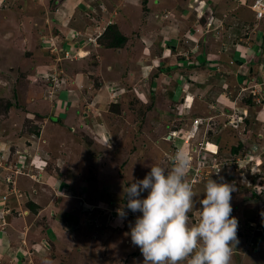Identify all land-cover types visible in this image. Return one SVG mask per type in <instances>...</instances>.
Masks as SVG:
<instances>
[{"label": "rangeland", "instance_id": "rangeland-1", "mask_svg": "<svg viewBox=\"0 0 264 264\" xmlns=\"http://www.w3.org/2000/svg\"><path fill=\"white\" fill-rule=\"evenodd\" d=\"M72 1L73 0H63L62 4L59 6L58 13L69 9L72 6ZM143 1L144 0H135V7H131V4L127 6L128 11L135 13V23L132 20L128 23L129 25L127 28L121 26L125 29V33L130 39L133 31H135V36H132L133 43H131L132 45L130 44L128 54L132 48V54L135 55L136 59H144L146 57L145 55H148L150 52L149 49H146L145 52L141 54L139 52V48L142 43L140 44V42L136 39V34L139 32L138 28H140L139 26H136V23H140L141 20L144 19V17H146L148 14V12L145 11ZM206 1L217 12L213 17L215 20L210 22V27H212L211 32L214 33L217 31L216 23L219 27H223L224 24V29L227 31L228 28L225 24L227 23V25L232 28V31H230V36H234L236 31L238 32L243 29V33L241 34V39H243L244 37H248L250 35L249 31L247 30L249 27L253 28V30L257 32L255 35H252L253 33H251V39L253 43L255 41L259 42V45L255 47L260 49L261 45H264V25L262 22L256 21L254 12L251 10L249 5L246 6L244 1ZM166 2L168 3L169 1L166 0ZM149 6H153V0H148L147 7ZM80 7L85 10L87 6L83 3L80 5ZM157 11L160 12V15L164 17V11L161 9H158ZM144 12L146 13L143 16ZM165 16L167 17L168 15ZM85 17L87 22L90 23V18L87 16ZM140 17H142L141 20H138ZM124 21L123 24H125ZM147 28V25L142 26V29H144L145 33ZM175 29L177 28L175 27ZM175 29L172 26L162 28L160 26L158 28V33L159 36H167L169 34V30L175 31ZM62 31H64V29H62ZM225 31L224 33H226ZM197 33L200 34L202 32L197 30ZM197 33H195L196 37L199 36ZM93 35L94 34L92 33V30H88V32L85 33L84 38L82 40L79 39V41L81 40L82 44L87 45L88 37ZM222 36H225V38H220L222 42H220V40L219 42H216L211 34L205 35L204 38L207 37L208 41L206 46L209 49L210 54H214L215 52L218 53L220 51V49H217V45L220 48L227 47L226 53L222 54L224 58L223 63H230V68H232L235 72L233 75L237 73L239 65L236 64L233 66L232 62L230 61L231 59H243L244 63L248 64L246 68L240 70L239 74H236L235 78H240L237 80L238 82L236 81V83L234 79V83L231 84L230 82V86L226 90L231 91L233 95L238 92L241 94L242 88L240 89V86H246L248 83L251 85L252 83V81L248 82L249 77H243V75H247L249 73L250 66L256 65L258 72L259 70L264 72V48L260 49L256 53L251 54L249 57H245V54L249 55L247 44H235L233 42L235 41L233 40L234 38H229L227 33L224 35L222 34ZM215 37H218L219 39L220 36ZM43 40L46 42V44H48V47H53V40H47L46 37L43 38ZM257 48H255V50H258ZM182 49V47L178 46L179 51H182ZM110 50L113 49H108L107 52H110ZM183 54L186 57L184 62L178 60L172 53L168 55L166 54L165 56V58L170 57L169 60L164 61L162 58H160V61H164L166 66L167 63L170 64L174 62L181 66H187L189 64L193 65V63H195V56H190L187 52H183ZM79 55L80 54H77V57H80ZM75 56L76 55H70V57H66L65 55L63 58L71 59ZM205 60H207V58H205ZM158 63L160 64V62ZM219 63L222 62L219 61ZM108 65L111 67V70L107 71L108 75L102 76L104 79L99 78L101 79L100 81L102 87L101 91H99L100 89H96V92L98 96H100L101 101L99 104H96L94 109L92 107L95 113L93 117H91L92 112L89 115L91 117L90 120L92 121L91 124L87 123L86 120L83 119V116L80 117L76 112L77 110L74 109V107L79 109V96H81L82 93L84 94V91L81 92L77 88H73L71 90H64L65 88L62 89L67 83V79L57 81V78H55L56 80L51 83V85L49 83L50 81L43 75L44 70L50 71L52 70L51 67L45 64L43 69L38 71V68L43 66L42 64H39V66H33L31 71H28V69L25 71L23 67L22 70H14L15 72L29 73L31 77L36 79V81L41 82L43 87H47L49 93L51 92L49 98L51 101L54 99V103L56 101L55 99H60L62 101L64 95L69 97L68 101L64 99L67 106H63V108L58 109L56 111L58 115H54V117L51 118H47L48 113L50 112L49 104L45 103L43 100H40V98L37 99V101H31V104L28 106V108L38 107L39 109H42V112L40 113L42 114L41 117L42 119L46 120V132L44 131L45 135L49 130L54 131V135L58 134V139L56 141H60L55 142L51 148L47 149L50 151V156L52 159L47 160V162L44 163L43 169L47 170L46 172H52V174L53 172L57 171L53 174V176H50L49 186L56 188V185H61L59 182V173L60 176L61 174L64 175L63 183L66 181L65 179L79 175L80 179L78 182L87 187L76 189H78V192L82 191L84 194L88 190L90 201L93 202L91 203L92 207L89 208V211L91 212V220L94 221L91 223V226H89L90 231H86V228H84V230H81L76 234H69L66 231V224L68 223H65V220L62 221L63 213H61L60 210L56 208L57 218L52 219V227L55 229L54 240L56 242L59 240L64 242L65 245H69L65 246L63 244L62 246L65 248H71V252L62 257L61 255H58L61 257L58 261L56 259L51 261L53 254L49 253L48 248L43 245L45 239L43 238L40 241L38 238L37 244L30 243L29 241L27 244H24L26 239L28 240L27 237L26 239L25 236L23 237L25 229L27 228L25 222L28 223V221H24L21 216L11 215L9 217V222H6V225L9 226V228L6 230V234L8 235L9 240L11 238V248L9 245L5 253V249L0 247V255L5 256V259L1 260L3 264H50L51 262V264H143L144 258L140 252V249L132 245L130 235H126V233H130L129 223L131 222L134 224L132 215L134 214L135 217H137L142 214L132 213L125 209V211L128 212L127 219L120 221L117 216V208L122 207L126 203V200L123 197V189H126L127 186H130V184L136 180L144 179L145 176L151 171L152 165H158L165 168V170H170L172 167V158L178 149H183L186 154L192 156V158H195V160L197 158L196 154L199 152L202 153L203 150L201 149L203 147H199V144L203 141H207V131L205 129L207 126H212V124H201L199 127V133L190 143L187 144L185 139H188L186 134H188V130L191 128L194 120L201 118L199 116H202L203 112L206 111V107H208L206 105L211 104L213 101V104H215L214 106L217 107L216 103L219 102L215 97L208 100V96H206L204 100L206 105L204 104L203 100H200V102L206 107L195 103L193 96L196 95L195 93L199 89L198 87L201 86L197 80L204 79L203 81L206 82L207 80H205V78H190V80L194 82L192 86L196 88L195 92L192 91L190 84L187 82H185L186 84L182 83V81L179 82V74L182 76L187 75L188 70H183L182 72L178 71L179 74L176 73L177 75L175 77L173 76L176 83L172 78L170 79L167 77V79H164L162 82L156 85L151 83V80L153 79L152 76L156 72V74L158 73L161 77L162 73L156 71L155 68H153L155 71L153 74H146L145 77H142L144 75L140 68L141 63L138 65L139 69L135 67L133 70H129L131 68L127 67L113 68L115 63L114 61L110 60L108 61ZM221 69L225 70L224 66L219 68L217 67V63H207L204 70L195 69L193 72L202 73L203 71L208 72V70H211V72L213 71L212 74H206L209 80L207 84L214 85L215 92H221L222 94H225V91L221 88L222 84L229 77V71L226 73ZM70 70L71 68L69 69L68 67L57 68L58 74L64 73L68 75ZM130 71L135 74L138 73L139 78L137 79V85L139 84L138 80L141 78L142 84L139 86L141 87V92L143 93H140V95H138L132 85L126 84V81L132 79L133 77V75L129 74ZM169 74H171V72H169ZM30 76L24 75L22 79L30 78ZM9 79L11 82H15L13 76H10ZM120 81L123 82V87L125 86V92L123 93L125 96L117 99L114 89H116L115 84L117 82V86L121 87L119 83ZM203 87L204 86L201 88ZM52 92H54L53 94L55 96H53ZM191 94L192 98L190 97ZM188 96L192 99V101L188 100ZM137 97H139V100H142V102L145 103L146 107L140 103ZM69 101L74 102L69 103ZM114 102L120 105V115H114L111 118L109 116H105L109 115V107H111L110 105ZM239 103L240 102H237L236 104L233 103L232 106L231 103L228 102L229 107L233 108L230 110V112L233 111ZM262 104L263 109L264 103ZM59 105L60 107L62 106L61 103H59ZM241 105L242 104H240V107H242ZM96 107L99 108V110H95ZM211 108L216 109L212 106ZM85 111L87 110L85 109ZM217 111L218 114L214 118L218 119L221 127L219 132L214 135L210 142L217 146V148L220 146L221 154L218 156V158L220 159V163L225 165V168L222 169L220 176H217L219 178L216 177V174L209 175L206 178L203 177L201 180H198L192 185L193 191L196 195V197L193 198V211L196 218H190L189 224H192L198 219V213L196 211L201 208L199 200L205 198L203 194L204 185L209 179H213L218 183L224 181L225 183L233 185L235 188V193H232L231 205L233 207V212L231 215L238 219L237 235L239 243L237 244L236 248L233 249L231 264H264V237L261 238L256 235L259 231L262 233V235H264V217L261 216V213L264 212V193H261L259 189L260 178L264 176V137H259V135H264V123H252V126H250L248 129V133H246L242 124L239 125L238 130L233 128L234 125H232L231 122L228 126H225L229 120L227 115L230 113H227L226 108L224 109L221 107V110L218 109ZM75 113L78 117L76 122L74 120ZM251 113L252 112H250L249 115L252 117V119H254L255 117ZM80 120L83 122L82 125L80 124L81 122H79ZM7 122H10L9 119L3 121V128L7 127ZM165 122L167 125H169V127L172 125H178L180 123L185 124L182 130L174 132L176 134L172 137L174 133H171V130L168 128V126L164 124ZM253 122H255V120H253ZM102 123L104 126H109L110 129V136L108 135L107 138L103 137V134L99 133L100 135H98L93 128V124L103 125ZM3 128L0 129V132L3 131ZM98 129L99 128H97V132ZM12 134V132L6 133L5 137L11 136ZM246 136H249L248 139L252 140V142L247 141ZM85 137L92 140L97 146L93 145V147H90L91 145H88V141L90 140L85 139ZM98 137H102V141L98 139ZM239 139H243L247 149L250 150L248 144L251 143V148L257 145L263 149H260V151L262 150L263 153L257 151L259 155L253 154L252 159L248 162L249 164L246 161H244L243 164L240 163L239 165L233 163L231 149L235 147V145H238V142L240 141ZM212 143H209V145L206 147V150L210 153H215L217 150L211 148ZM34 145H37V143ZM203 153H205V151ZM210 153L207 155L208 159L212 157V154ZM249 154L252 155V151ZM58 155L60 156V161L56 160ZM245 156V154H242L235 160L237 161L238 159L244 158ZM31 157L29 162L31 160L32 162L34 161V163L45 161L42 155L38 156L36 154V156ZM256 159L260 160L261 163H255ZM48 162L50 163L49 167L52 166V168H54L53 171L47 169ZM36 173H40L42 175L44 174V172L41 170L36 171ZM190 178L191 177H187L188 181ZM29 186L28 193L31 194L32 187L31 185ZM60 193H63V190ZM146 196L147 192L142 194V198H145ZM64 199L65 202H68L71 207H74L75 201L73 199ZM99 203H102L103 205L107 204L111 207L114 206V208L112 209L109 206L105 208H98ZM113 203L115 205H112ZM80 214L84 213H77L76 216L79 217ZM27 217L33 220V218H30V216L27 215ZM16 220H18V222L15 223L14 226L12 222H15ZM32 220L29 221V225L31 226V235L36 237L39 235L42 236L40 234V230L35 228L34 224H32ZM103 229L104 231L102 233ZM49 236L51 239L54 238L51 237V235ZM19 240H22L23 242L16 246ZM31 251H35L39 255H36V253H31ZM41 251L43 252V255ZM181 264H186V262H181Z\"/></svg>", "mask_w": 264, "mask_h": 264}, {"label": "crops", "instance_id": "crops-1", "mask_svg": "<svg viewBox=\"0 0 264 264\" xmlns=\"http://www.w3.org/2000/svg\"><path fill=\"white\" fill-rule=\"evenodd\" d=\"M168 1L169 2L167 3L166 0H153V6L147 7V16L142 20V17L138 18V20H141V22L136 23V26L140 27L138 28L139 32L136 34V39L140 42V44L142 43L139 48V52L143 54L146 49H149L151 53L149 52L148 55H145L146 57L144 59H136L135 55L132 54V48L130 53L128 54L130 44L133 43L132 36H135V31H133L131 39L129 38V43L123 49H115L116 51L113 49L110 50V52H107L108 49L104 47L102 48L99 46H94L90 43H88L87 45L81 43V40L84 38V35L88 32V30H92V33L94 34L92 37H95L100 33L103 34L107 27L111 24L117 25L122 34L127 37L128 35H126L125 29L121 26L127 28L129 25L128 23L132 20L135 23V13L128 11L127 9V6H129L130 4L131 7H135V0H73L72 6L61 13H58V11L59 6L62 4L63 0H0V99H11L14 103V111H12V114L9 118L10 122H7V127L3 128V124L0 126V129L3 128V131L0 132V247L5 249L4 252L8 249L9 245L11 248L12 243L11 238L9 240V237L6 234V230L9 228V226H1V221L2 219H5L8 223L9 217L11 215L22 217V214L17 215V212L23 213V220L28 221V223L25 222L27 230L25 229V232L23 234V237L25 236V239L26 237L28 238V240L26 239L25 241L26 244L28 243V241L30 243L37 244L38 238L40 241L43 238L46 242L52 241L54 245L49 244V246H45L48 248L49 253L53 254V256L55 255V258L51 257V261H54L55 259L58 261L59 258H61L62 256H66L71 252V248H65L62 246L63 244L65 245L64 242L59 240L58 242H56L54 240L55 229L52 227L53 221L47 231L48 234L43 235L40 228L39 230L42 236L39 235L38 237H36L31 235V226L29 225V221L32 219H29L27 215L30 216V218L36 219L37 217L31 216L32 214L30 210L26 208V203L28 202H34L35 205L40 207V215L48 216L49 214H52L53 217L55 216V218H57L56 208H58L60 212L63 213L62 221L65 220V223H68L66 224V231L69 234H76L79 231L84 230V228H86V231H90L89 226H91V223L94 221L91 220V212L89 211V208L92 207L91 203L93 202L90 201L88 190L85 195L82 191L78 192V189H76L87 187L78 182L80 179L79 175H77L76 177L72 176L68 179H65L66 181L64 183V175H61L59 177V182L61 183V185H56V188H52L49 186V179L50 176H53L54 172L52 174V172H46L47 170H44L43 168H37L33 171H28L27 169L26 174L28 173V175L16 174L14 167L15 165L13 163L17 164L20 163V161L28 163L30 157L36 156V154L38 156L42 155L43 159L46 161L51 160L52 158L50 156V151H48L47 149L51 148L53 144H55V142H60L59 140L56 141L58 139V134L54 135V131L49 130L45 135L46 120L42 119L41 117L42 114L40 113L42 112V109H39L38 107L28 108V106L31 104V101H37V99L40 98V100L48 103L50 106V112L48 113L47 118H51L54 117V115H58V113L56 112L58 109L63 108V106H67L65 100L68 101L69 97H67V95H64L62 101L60 99H55L56 101L54 103V99H52L51 101L49 98L51 92L49 93L47 87H43V84L39 81H36V79L34 77H31L29 73L15 72V69L22 70L23 67L25 71L27 69L28 71H31L33 66H39V64H42L43 66L38 68V71H40L46 64L51 67L52 70H44V74L57 75V68H71L68 75L61 73L65 76V79H67V83L63 88H65L64 90L77 88L81 92L84 91L85 93L86 91L89 95H93L91 96V102L88 101L90 97L89 95L82 93L81 96H79V109H82V112L78 115L80 117L83 116V119L90 124L92 122L90 118L93 117L95 113L93 109L96 104H99V102L101 101L100 96H98L96 90L92 89H94V83L101 84L100 80L104 79L102 76L108 75L107 71L111 70V67L108 65L109 60L114 61L115 66L113 68H131L129 70H133L135 69V67L139 69L138 65H140L141 63L140 68L144 75L142 77H145L146 74H153L155 72L153 68H155L156 71L160 72L158 70V67H167L166 69L168 70L161 72V82L168 77L170 79L172 78L176 83L174 77L177 75L176 73H178V71H171V74H169V67L177 64L175 62L170 63L172 65L167 63L166 66V64L164 63L165 60L167 61L170 59V57L165 58L166 54L168 55L170 53L174 54L177 59L179 58V56L185 57L183 52L189 53L190 56H195V63L193 64L196 65V69L203 68L199 67L203 63L205 65L207 63H217V67L220 68L221 66H224L225 70H221L226 73H228L229 71V75H233L235 73L233 69L230 68V63H223L224 58L222 54L226 53L227 47L220 48L217 45V49H220V51L218 53L215 52L214 54H210L209 49L206 46L208 42L207 37L204 38L205 35L211 34V36H213V39L216 42H219L221 37L225 38V36H222V34L224 35V31L226 30L224 29V26L219 27L215 22L217 31L213 33L210 31L212 27L208 26L206 18L200 17L199 12H197L196 9L189 5L191 4V0ZM205 2L207 1L205 0ZM83 3L87 6L85 10L80 7V5ZM209 8L212 9V12L214 14L217 13L210 5ZM158 9L164 11V17L160 15V12L157 11ZM145 13L146 12L143 13V16ZM165 15L168 16L166 17ZM85 16L90 18V23L87 22ZM123 21L125 22V24H123ZM143 25H147L148 27L146 29V33L144 32V29H142ZM160 26L161 28L172 26L174 27V29L175 27L177 29H175V31L169 30V34L167 36H159L158 28ZM62 29H64V31H62ZM197 30L202 33L198 34ZM247 30L249 31L250 35L248 37H244L243 39H241L243 29L238 32L236 31L235 34L234 31V36H230V31H232L231 27L228 28L227 31H225L228 34L229 38H234L233 40L235 41L233 42L235 44H247L249 55L245 54V57H249L251 56V54L256 53L260 49L264 48V45H261L260 49L255 47L259 45V42L255 41L253 43L251 39V33H253L252 35H255V33L257 32L253 30V28L249 27L247 28ZM195 33H197L199 36L196 37ZM215 36L220 37L218 39V37ZM45 37L47 40H53V47H48V44H46V42L43 40V38ZM79 39L81 40L79 41ZM220 42L222 41L220 40ZM178 46L183 48L182 51L178 50ZM255 48H257L258 50H255ZM66 52L69 53V57L70 55L76 56L71 59H64L63 56L65 57L64 54H66ZM77 54H80V57H77ZM160 58H162V60L164 61H160ZM205 58H207V60H205ZM234 59L228 60L232 62L233 66H235L236 64L239 65L238 71L236 73L239 74L240 70L246 68L248 64H245L243 59H240V61L242 62L236 63ZM185 60L186 59L182 58V60L180 61L184 62ZM219 61L222 63H219ZM158 62H160V64ZM45 68L48 69L47 67ZM249 68L250 74L255 73L253 79H249L248 81H252L250 86L256 84L264 85V72L260 70L258 72L256 65L250 66ZM183 70L186 71L185 69ZM183 70H180L179 72H182ZM212 72L211 70H208V72L203 71L202 73H194L192 70L190 71V73L187 71V75L184 76L178 73L179 82L182 81V83L184 84L185 82H187L188 84H190L192 91L196 92V88L192 86L194 82H192L190 78L193 79L194 77H198L202 79L205 78V80H207L206 82L203 81L204 79L197 80V82L201 84V86L198 87L199 89L195 93L196 95L193 96L195 103L205 106L206 103L204 102V100L206 96H208V100L215 97L219 102L216 103L217 107L214 106L215 104H213V101L211 104L206 105L208 107L205 106L206 111L203 112L205 114L216 116L218 114L217 110H221V107L224 109L226 108L227 113H229L233 108L229 107L228 102H230L232 106L233 103L236 104L237 102H240L236 108L238 110H243L244 106L241 105L242 107H240L241 100L238 97L232 100V92L226 91L229 88V79L231 80V83H234L233 78L234 76L236 77V74L233 75V78L228 77L224 82L225 84H222L221 89L225 91V94H222L221 92H215L214 85L207 84L209 80L206 74H212ZM129 74L133 75V77L132 79L126 81V84L132 85L134 87V90L138 94H142L143 92H141L142 90L139 86L140 84H142L141 78L138 80L139 84L137 85V79L139 78L138 73L135 74L130 71ZM24 75H29L30 78L22 79ZM10 76H13V78L15 79L14 83L10 81ZM239 79L240 78H235V82ZM117 83L115 84L116 89H114V93H116L118 99L122 96H125L123 95V93L125 92V86L123 87L124 84L122 81L119 82L121 87L117 86ZM202 86L204 87L201 88ZM260 88L264 90V86L261 85ZM99 91H101V88ZM53 93L54 92H52V94ZM53 96L55 95L53 94ZM190 97L192 98V94ZM191 98H189L188 96L189 101H192ZM200 100H203L205 105L201 103ZM72 102L74 101H69V103ZM59 103L62 104L61 107ZM211 106L218 109H212ZM74 109L78 111L77 107H74ZM85 109L87 111H85ZM95 110H99V108L96 107ZM247 112L249 114L250 112H252L251 114L255 117L254 123H264V111L261 106H257L254 109H247ZM90 113L92 114L91 117L89 116ZM77 119L78 117L75 113V122L77 121ZM26 121L30 122L29 125L32 127V129H35L36 127L41 129V133L39 136H35L33 134L28 136L21 135L24 124H28L26 123ZM79 122H81V125L83 124L82 120H80ZM234 127L236 128V126ZM93 128L98 135L103 134V137L105 138H107L110 134L109 126H104V124H93ZM97 128H99L98 132ZM11 132L13 133L11 136L5 137L6 133ZM260 137H264V135H260ZM98 139L102 141V137H98ZM36 143L37 145H34ZM88 143V145H91L90 147H93V145L97 146L94 142L90 143L88 141ZM248 145H250V143ZM211 148L217 150L214 144H212ZM10 156L12 157V160H10ZM59 157L60 156L58 155L56 158L57 161H60ZM36 163H41L40 165H43L44 167V162ZM38 170L43 171L44 174L42 175L39 173V175L38 173H36V171ZM29 185H31L32 187L31 194L28 193V188L30 187ZM62 190L63 193H60ZM64 198L73 199L75 201L74 207H71L68 202H65ZM112 205L115 204L113 203ZM108 206L109 205L107 204L103 205L102 203H99L98 208H105ZM109 207L112 209L114 208V206ZM82 212L84 214H80L79 217L76 216L77 213ZM17 222L18 220L12 223L15 226V223ZM32 224H35V221L32 222ZM103 231L104 229L102 230V233ZM49 235L54 238L51 239ZM22 242V240H19L16 246ZM65 246L69 245L66 244ZM33 252L34 254L36 253V255H39L37 252L32 251V253ZM41 253L43 255L42 251ZM58 255H61V257H59ZM3 259H5V256L0 255V264H3L1 262V260Z\"/></svg>", "mask_w": 264, "mask_h": 264}, {"label": "clouds", "instance_id": "clouds-1", "mask_svg": "<svg viewBox=\"0 0 264 264\" xmlns=\"http://www.w3.org/2000/svg\"><path fill=\"white\" fill-rule=\"evenodd\" d=\"M211 21H207L209 27ZM66 57H69L67 52ZM43 75L47 79L50 77ZM231 123L238 129L239 124L236 123L241 122ZM248 138L246 136L247 141L252 142ZM254 147H250L252 155H259L253 151ZM260 149L258 146V151ZM191 163L190 156L183 149H178L170 170L152 165L144 179L136 180L123 189L126 203L117 208V216L120 221L127 219L125 209L142 214L136 217L134 224L129 223L130 233L126 235H130L132 245L140 249L143 264H231L233 249L239 243L238 219L231 215L235 188L224 181L218 183L209 179L204 185L205 198L199 200L198 219L189 224V213L193 211V198L196 197L193 184L187 179ZM25 164L23 161L17 163L15 171L18 165ZM23 168L22 173L16 174L28 175L27 169L33 171L44 167L31 160ZM145 192L147 196L142 198ZM261 216L264 217V212Z\"/></svg>", "mask_w": 264, "mask_h": 264}, {"label": "trees", "instance_id": "trees-1", "mask_svg": "<svg viewBox=\"0 0 264 264\" xmlns=\"http://www.w3.org/2000/svg\"><path fill=\"white\" fill-rule=\"evenodd\" d=\"M143 5L145 6V11L146 12H148V9H147V1L146 0H144L143 1ZM187 5V4H186ZM215 15V14H214ZM226 24V26H227V28H229L230 26L229 25H227V23H225ZM263 25H264V23H263ZM223 26H224V24H223ZM205 27H206V25H205ZM210 31H212V28H211V30ZM225 34V33H224ZM92 37V36H91ZM99 41H97V43H90L89 41H88V43H90V44H92V45H94V46H99V47H104V48H106V49H123L128 43H129V38L128 37H126L125 35H123L122 34V32L119 30V27L117 26V25H115V24H111V25H109L108 27H107V29L104 31V33L101 35V37L98 39ZM66 55V54H65ZM182 58L183 59H186L184 56H179V58H178V60H182ZM235 60V62L236 63H240V62H242V61H240V60H237V59H234ZM182 64V63H181ZM199 67H203V68H201V69H205V64L203 63L202 65H200ZM197 67H196V65L195 64H193V65H187V66H181V65H179V64H177V65H174V66H170L169 67V71L171 72V71H180V70H183V69H185V70H188L189 72L190 71H192V70H195ZM158 70L160 71V72H164V71H166V70H168V69H166L165 67H158ZM55 75V74H54ZM54 75H50V77L48 78V80L50 81V82H54L53 81V79H54ZM254 75H255V73H252V74H250V73H248L246 76H243V77H245V78H247V77H249V79H253V77H254ZM56 77H57V81H61L62 79H63V77H65L64 75H62V74H58L57 73V75H56ZM229 77L230 78H233V75H229ZM152 78L154 79H152L151 80V83L152 84H158V82L160 83L161 81H160V79H161V77H160V75L157 73L156 74V72L154 73V75L152 76ZM233 79H235V76H234V78ZM159 80V81H158ZM230 79H229V86H230ZM191 82V81H190ZM186 84V83H185ZM232 84V83H231ZM260 86L262 85V86H264L263 84H259ZM239 86V85H238ZM95 87V89H92V90H98V89H100L101 87H102V85L101 84H98V83H96V84H94V86H93V88ZM244 87H247L248 88V90H246V91H242V89L244 88ZM242 88V89H241ZM62 89H64V88H62ZM240 89H241V94H240V92H238V93H236V94H234L233 96H232V100H234L235 98H239L240 100H241V104L244 106V107H247L248 108V110L249 109H254V108H256L257 106H258V104H257V99H258V97H259V95H257V94H255L254 93V88H253V86H250L249 85V83L248 84H246V86H240ZM93 92V91H92ZM148 92L150 93V91L148 90ZM152 93H154V92H152ZM84 94H86V95H89L86 91H85V93ZM262 96H261V98H264V90L262 91ZM138 95H140V94H138ZM90 97H89V99H88V101L89 102H91V96H93V95H89ZM138 98V100H139V97H137ZM176 100V99H175ZM140 101V103H142L143 105H144V107H146V105H145V103H143L142 102V100H139ZM13 102H12V100L11 99H7V98H2V99H0V126L3 124V121L4 120H8L9 118H10V116H11V114H12V111H14V107H13ZM118 103H116V102H114V103H112L110 106L111 107H109L110 109H109V117L111 118V117H113L114 115L115 116H118V115H120L119 113L121 112V110H120V105L118 104ZM263 105H261V107H262ZM146 109H148V108H146ZM192 109H194V108H192ZM263 109H264V107H263ZM116 111H118V112H116ZM82 112V109H78V111H77V113L78 114H80ZM201 118H203V119H209V118H211V122L210 121H208L210 124H212V126H208V127H206V135H207V141H210V140H212L213 139V137H214V135L216 134V133H218L219 132V129H220V127H221V124L219 123V121H218V119L217 118H214L215 117V115H208V114H205V113H203L202 114V116H200ZM242 117H243V121L241 122V123H236V124H242L243 125V127H244V131L246 132V133H248V129L250 128V126H252V123H254L253 122V120L254 119H252V117L248 114L247 116H244V115H242ZM26 123H28V124H24V126H23V129H22V131H21V135H23V136H28V135H35V136H39L40 135V133H41V129H39V128H35V129H32V127L29 125L30 124V122L29 121H26ZM229 123H230V121H227V125L225 124V126H228L229 125ZM164 124H166V126H168V128L171 130V133L173 134L174 132H177V131H181L182 130V128H183V126H184V124L185 123H180V124H178V125H172L171 127H169V125H167V123L165 122ZM234 128V127H233ZM232 128V129H233ZM85 139H89V138H87V137H85ZM90 140V139H89ZM240 141L238 142V145H235V147H233L232 149H231V155H232V161L233 162H235L236 160L235 159H237L239 156H241L242 154H245V155H249V153L252 151V149L250 148V150L249 149H247V147H246V144L243 142V140H241V139H239ZM91 141L92 140H90L89 142L91 143ZM206 141V142H207ZM93 142V141H92ZM245 150V151H244ZM244 151V152H243ZM197 153V152H196ZM242 153V154H241ZM221 154V150H220V146H219V148H218V154H217V156H219ZM254 154V153H253ZM198 155V153L196 154V156ZM256 155V154H255ZM194 156V155H193ZM194 159V163H195V158H193ZM10 160H12V157L10 156ZM47 161L45 160L44 161V163H46ZM30 162L28 161V163L26 162V164L24 165V166H26V165H28ZM193 162H192V164H194ZM14 165H16L15 163H13ZM49 165H50V163L48 162V166H47V169H49L50 171H53L54 170V168H52V166H50L49 167ZM195 165V164H194ZM196 167V166H195ZM52 168V169H51ZM60 171V170H59ZM58 171V172H59ZM57 172V171H56ZM56 172H54V173H56ZM194 173H195V170L194 169H191L189 172H188V175H187V177H193V175H194ZM62 175V174H61ZM59 177H60V173H59ZM190 178V179H191ZM235 192H233V194H234ZM26 208L27 209H29L30 210V212H31V216H36L37 218L35 219V218H33V220H32V222H34L35 221V224H34V226H35V228H37V229H40L41 228V233H43V235H46L47 234V231H48V229L50 228V226H51V223H52V219H54L55 218V216L53 217L51 214H49L48 216L47 215H40V211H39V206H37V205H35V203L34 202H28V203H26ZM17 215H20V214H22V217L24 216L23 215V213H21V212H17L16 213ZM189 217L190 218H196V216H195V213H194V211H192V212H190L189 213ZM51 218V219H50ZM135 215L133 214L132 215V219H133V221H135ZM128 223V222H127ZM105 226V225H104ZM264 226V225H263ZM264 229V228H263ZM257 236H259V237H261V238H263L264 237V235H262V233L259 231V232H257V234H256ZM49 242V241H48ZM49 244H53L54 245V243L52 242V241H50L49 242ZM53 258H55V255L53 256Z\"/></svg>", "mask_w": 264, "mask_h": 264}, {"label": "built area", "instance_id": "built-area-1", "mask_svg": "<svg viewBox=\"0 0 264 264\" xmlns=\"http://www.w3.org/2000/svg\"><path fill=\"white\" fill-rule=\"evenodd\" d=\"M239 1H241V0H239ZM242 1H244L246 3V6H248V5L250 6L251 10L255 14L256 21L264 23V0H242ZM101 35L102 34L100 33L98 36L89 37L88 41L90 43H97V40H98V38ZM55 80L56 79L54 78L53 81H55ZM260 87L261 86L259 84L253 85L254 93L259 95V97L257 99V104L259 106L263 105L262 103H264V98H261V96H262L261 93H262L263 90ZM246 90H248L247 87H244L242 89V91H246ZM247 109H248L247 107H244L243 110H238L237 108H235L233 111H231L227 115V117L229 119L228 121H231V122H242L243 121L242 115L247 116L249 114L247 112ZM208 121H211V118H209V119L198 118V119L194 120L193 124L191 125V128L188 131V134H186V136H188L187 137L188 139H185L187 144L190 143L192 140H194L196 135L199 133L200 125L203 124V123L204 124L209 123ZM175 134L176 133H174L172 135V137L175 136ZM205 144L209 145V141H207V142L203 141V142H201L199 144V147H203L201 149L203 151H202V153L201 152L198 153L197 158H196L197 162L195 161V163H194L195 165L191 163L190 170L191 169L195 170V173H194L193 177L189 180V182L191 184H195L198 180H201L203 177L206 178L209 175L216 174L217 176H220V173L222 172V169L225 168L224 167L225 165L220 163V161H219L220 159L217 156L218 149H217V151L215 153H210L209 151L206 150V147H204ZM204 151H205V153H203ZM209 153L212 154V157L208 159L207 155ZM252 156L253 155H250V157H249V155L247 154L244 158L238 159L236 162H233V163H236L237 165H239L240 163L243 164L244 161H246L248 163L252 159ZM190 158H191V162H194V159L192 158V156H190ZM210 161H211V163H210ZM255 161L258 162V163H261V161L258 160V159H256ZM220 164H221V166H220ZM226 164H229V163H226ZM23 167H24L23 165H18L15 172L16 173H22V169H24ZM240 168H243V167H240ZM259 189H260L261 193H264V176L260 178ZM5 225H6V220L2 219V226L4 227Z\"/></svg>", "mask_w": 264, "mask_h": 264}, {"label": "water", "instance_id": "water-1", "mask_svg": "<svg viewBox=\"0 0 264 264\" xmlns=\"http://www.w3.org/2000/svg\"><path fill=\"white\" fill-rule=\"evenodd\" d=\"M191 7L196 9L197 12H199L200 17L206 18L207 21H211L213 18L214 13L212 12V9L209 8V5L205 1H198V0H191ZM197 150V149H196ZM253 151L256 153L258 151V146L256 145L253 149ZM43 245L49 246V244L44 241Z\"/></svg>", "mask_w": 264, "mask_h": 264}, {"label": "bare ground", "instance_id": "bare-ground-1", "mask_svg": "<svg viewBox=\"0 0 264 264\" xmlns=\"http://www.w3.org/2000/svg\"><path fill=\"white\" fill-rule=\"evenodd\" d=\"M207 146H208V145H206V144L204 145V147H207Z\"/></svg>", "mask_w": 264, "mask_h": 264}, {"label": "flooded vegetation", "instance_id": "flooded-vegetation-1", "mask_svg": "<svg viewBox=\"0 0 264 264\" xmlns=\"http://www.w3.org/2000/svg\"><path fill=\"white\" fill-rule=\"evenodd\" d=\"M249 146V145H248ZM249 147H251V146H249Z\"/></svg>", "mask_w": 264, "mask_h": 264}]
</instances>
